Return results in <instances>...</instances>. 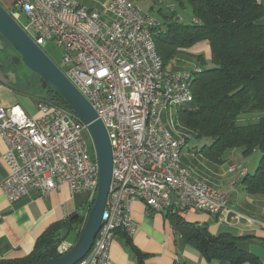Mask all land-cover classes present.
Wrapping results in <instances>:
<instances>
[{"label": "built area", "instance_id": "1", "mask_svg": "<svg viewBox=\"0 0 264 264\" xmlns=\"http://www.w3.org/2000/svg\"><path fill=\"white\" fill-rule=\"evenodd\" d=\"M50 3H59V11H51ZM8 12L39 46L49 40L63 50L66 70L62 71L92 104L111 140L113 172L101 227L90 252L77 264L111 263L115 237L110 236L111 227L129 237L136 233L132 204L137 199L130 197V189L146 192L184 213L195 210L224 220L230 193L210 182H198L191 166L180 170L175 163V155H181L179 141L188 144L192 138L173 139L169 132L171 117L162 110V96L167 93L163 76L160 83L147 84V71L157 75V65L147 49L144 30L162 24L152 11L134 0H105L102 10L78 0H12ZM22 13L24 25L19 22ZM167 74L176 77L179 94L175 97L184 96L180 82L186 76L182 71ZM147 85L160 90L153 128L143 127ZM84 131L87 125L75 113L52 100L40 101L37 115L20 104L4 106L0 85V136L7 146L2 158L8 166L0 188L6 199L14 202L33 190L47 196L68 186L73 193L92 192L94 202L99 168L93 142ZM143 132H151L150 144H143ZM238 171L248 173L243 165L227 172ZM73 244L62 241L59 253L68 252Z\"/></svg>", "mask_w": 264, "mask_h": 264}, {"label": "trees", "instance_id": "2", "mask_svg": "<svg viewBox=\"0 0 264 264\" xmlns=\"http://www.w3.org/2000/svg\"><path fill=\"white\" fill-rule=\"evenodd\" d=\"M170 1L183 8L189 4L194 21L185 23L176 12L167 14L162 8L158 10L167 27L162 31L160 25L154 32V40L165 65L181 50L203 41L208 42L213 63L211 67H203L200 63H206L205 55H193L201 71L193 74L194 98L179 110V124L191 138L206 140L199 152L215 163H224L235 149H240L244 157L260 151L259 165L254 173L245 175L243 183L248 193L264 194V115L251 114L264 111V5L260 0ZM153 8L151 5L150 9ZM0 38L5 46L11 45L1 33ZM51 92L49 100L73 112L57 93ZM169 216L186 241L206 258L223 259L230 264H259L255 254L239 246L238 237L212 234L206 226L188 222L171 211ZM81 224L82 221L70 219L56 222L38 238L30 255L0 260V264H32L57 258L61 255L58 246L67 238L68 230H78ZM80 234L77 231L75 242Z\"/></svg>", "mask_w": 264, "mask_h": 264}, {"label": "crops", "instance_id": "3", "mask_svg": "<svg viewBox=\"0 0 264 264\" xmlns=\"http://www.w3.org/2000/svg\"><path fill=\"white\" fill-rule=\"evenodd\" d=\"M1 1L8 4L7 0ZM78 1L89 8L100 10L105 2ZM186 52L194 56L206 54V59L211 58L207 41L186 49ZM22 101L21 91L1 85V102L4 106L21 105ZM200 148L198 145L189 146L182 154V163L195 168L201 178L218 189L229 192V210L223 215L224 220L220 216L195 210L188 211L182 217L188 222L206 226L212 234L228 233L238 237L239 246L255 254L259 264H264V194L248 193L243 183L245 175L239 171L227 172L236 163L245 167L243 161L248 157H244L241 150L235 149L228 154L224 163L218 164L204 157L199 152ZM6 151L7 146L0 136V184L8 174V166L2 158ZM245 168L247 174L251 173L248 167ZM92 204V192L73 193L68 186L54 190L47 196L33 190L14 202H9L0 188V260H14L30 255L36 248L38 238L51 225L69 220L78 212H88ZM169 214L170 211L148 212L143 200L134 201L132 218L138 229L132 237L121 230L116 232L110 247V264H230L223 259L206 258L175 228ZM237 214L240 216L237 217ZM74 231L77 233V229Z\"/></svg>", "mask_w": 264, "mask_h": 264}, {"label": "water", "instance_id": "4", "mask_svg": "<svg viewBox=\"0 0 264 264\" xmlns=\"http://www.w3.org/2000/svg\"><path fill=\"white\" fill-rule=\"evenodd\" d=\"M0 33L18 51L20 56H12L8 64L0 60V84L12 89L6 83L5 69L10 65L16 66L20 60L33 72L41 77V87L48 85L57 93L82 120L90 133L99 168V184L96 198L88 212L81 211L74 214L71 222L82 221L81 234L72 248L57 258L32 264H77L90 252L97 233L101 227L106 207L110 183L113 172V150L108 130L99 118L98 113L79 91L62 69L46 54V52L27 34L16 19L4 8L0 2ZM5 48V42L0 38V50ZM46 98L45 95H36ZM70 233L71 230L69 229ZM42 251L39 252V255Z\"/></svg>", "mask_w": 264, "mask_h": 264}, {"label": "rangeland", "instance_id": "5", "mask_svg": "<svg viewBox=\"0 0 264 264\" xmlns=\"http://www.w3.org/2000/svg\"><path fill=\"white\" fill-rule=\"evenodd\" d=\"M8 4H6L4 1L0 2L4 6V8L7 11L12 10V4L11 0H7ZM138 5H140L142 8L148 9L152 11V13L162 22L161 27L162 31L166 30L167 24L163 23L164 18H162V15L158 12L160 8H162L164 13L171 14L176 12L177 16L180 21L185 23H192L194 21L193 12L191 9V6L189 4L186 5L185 8L173 4L170 0H134ZM262 4L264 5V0H260ZM153 5V9H150V6ZM19 22L24 25L26 23V15L24 13L21 14V18ZM40 47L46 52V54L60 67H62V58H63V50L59 48L54 41L46 40L44 41ZM11 55L20 56L18 51L11 45L6 44L3 51H1V57L3 59L10 58ZM206 55V54H204ZM197 64H199L198 60L190 53L186 52V49L181 50V53L171 62H169L167 67V71L172 73L174 71H187L193 69ZM203 67H211L213 66V63L211 62V59H207L206 63H200ZM16 70L20 76V84L18 88L21 90V96L23 98V101L21 102V105L27 110L28 113L33 114L35 112H38L39 110V102L44 100H49V98H40L36 95L42 94L43 92L47 91L45 88L41 87V77L30 70L24 62L20 61V63L16 66ZM62 70H66L65 67H62ZM44 95V94H42ZM184 105H178V106H172L170 109L173 116L171 119H169V129L174 134V136L177 139H184L187 137V132L183 130L179 124L178 121V112ZM167 112H165V115H167ZM254 115H264V111H258L251 113ZM248 114H244L243 116H246ZM243 116L241 118H243ZM173 120V122H171ZM242 120L240 119V122ZM249 123V122H248ZM251 123V122H250ZM241 124H244L241 122ZM247 124V123H245ZM85 138L91 143L92 139L90 136V133L88 131H84ZM206 143L205 139H198L196 137H192V139L189 140L188 144L185 145L181 152V159L183 152L189 147L193 145L203 146ZM240 150V149H237ZM261 159V152L256 151L254 152L250 157L246 158L243 163H245V167H248L251 173H254L257 166L259 165ZM183 165V163H182ZM185 166V165H184ZM229 167V166H228ZM235 174V173H234ZM76 238V232L73 230L71 231L66 241H74ZM64 241V240H63Z\"/></svg>", "mask_w": 264, "mask_h": 264}, {"label": "bare ground", "instance_id": "6", "mask_svg": "<svg viewBox=\"0 0 264 264\" xmlns=\"http://www.w3.org/2000/svg\"><path fill=\"white\" fill-rule=\"evenodd\" d=\"M136 5L140 6L137 3ZM50 10L59 11V3H50ZM160 25L161 24L151 25L144 30V37L146 39L147 49L148 51H151L153 53V60H155L157 65V75H155L154 71H147V84L160 83V76H163V82L165 83V90L167 92L164 96H162L163 115H165V112L168 111L167 115H170V117H172L173 114L170 111V108L172 106L183 105L193 100V74L197 71L196 69H191L182 72V76H186V79L183 80V82H180V89H183L185 95L175 97V94H179V87L176 83V77H171V74H167L170 72L167 71V67L164 63V60L159 55L156 49V44L154 40V32L157 30L158 27H160ZM195 68H197L199 72L201 71V66L199 64H197ZM159 97L160 90L155 89V85H147L146 97H144L145 110H143L144 128H153L154 102H159ZM171 122H173V120H171ZM169 132L172 135L173 139H177L170 129ZM188 136H190L191 138L190 134H187V137L185 138H188ZM150 140L151 132H143V144H150ZM185 145H187L186 141H179L178 151L182 152V149ZM175 163L180 167V170H188V166L182 165L181 155H175ZM240 166H242L240 163L233 164L229 170ZM197 179L198 182L209 183L208 180L201 178L198 174ZM130 197H133L137 200H143L147 207L156 209V211H171L177 213L180 216H183L185 214L184 211H179L175 208L169 207L168 205H165V203H162V201L160 200L152 199L150 197V194H147L146 192H140L139 189H130ZM117 231L118 227H111L110 236H115Z\"/></svg>", "mask_w": 264, "mask_h": 264}, {"label": "flooded vegetation", "instance_id": "7", "mask_svg": "<svg viewBox=\"0 0 264 264\" xmlns=\"http://www.w3.org/2000/svg\"><path fill=\"white\" fill-rule=\"evenodd\" d=\"M1 51H3V50H0V60L2 61V63L8 64L10 62V60H11V57L14 56V55H11L10 58H8V59H3V57H1ZM16 66L10 65L8 68L5 69L6 77L4 78V80H5L6 83H9L10 85H12V89L21 91L18 88V86L20 84V76H19V74H18V72L16 70ZM45 89L47 91L43 92L42 94H44L46 96V98H47L49 95H51L52 88L48 85Z\"/></svg>", "mask_w": 264, "mask_h": 264}]
</instances>
